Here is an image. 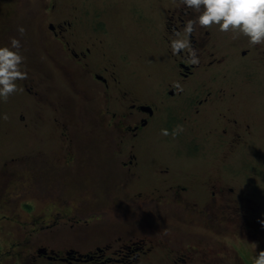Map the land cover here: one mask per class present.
Segmentation results:
<instances>
[{"label":"flooded vegetation","instance_id":"1","mask_svg":"<svg viewBox=\"0 0 264 264\" xmlns=\"http://www.w3.org/2000/svg\"><path fill=\"white\" fill-rule=\"evenodd\" d=\"M9 5L10 20L18 0ZM35 5L29 13L38 41L20 45L28 78L16 82L23 89L16 93L28 111L21 118L31 120L24 127L37 132L45 121L48 146L0 162V188L33 199L8 202L1 215L0 264L145 257L153 264H254L264 250V220L255 209L264 100L242 102L227 79L235 72L251 85L258 65L264 75V44L197 25L193 65L171 48L196 16L180 0H32L25 7ZM115 17L145 33L151 59L134 51L140 44L119 47L110 30ZM252 101L256 110L243 107ZM177 125L183 131L173 136ZM241 159L250 169L231 163ZM74 216L91 227L73 234L84 249L64 242Z\"/></svg>","mask_w":264,"mask_h":264},{"label":"rangeland","instance_id":"2","mask_svg":"<svg viewBox=\"0 0 264 264\" xmlns=\"http://www.w3.org/2000/svg\"><path fill=\"white\" fill-rule=\"evenodd\" d=\"M32 0H18L19 7L16 6V10L13 12V18L9 20L8 16L11 14V11L9 5V0H0V47L3 46H9L10 45V38L15 37L20 41V45H34L35 42L38 41L37 38H33L31 27L33 26V20H31V17L33 13H29V11H36L37 7H32V9L27 10L26 4H28ZM34 3L36 0H33ZM81 1V0H79ZM40 3V2H39ZM14 7L12 6V9ZM17 24L18 27L22 26L24 28V34L21 35L17 29L18 27L13 31L10 32L11 26ZM35 25V24H34ZM36 29V28H35ZM110 30L111 35L115 37V41L120 44L119 47H125L127 45L132 44L131 46L140 44L141 46L135 47L136 53H141L144 56L147 54L145 45H148L145 39V33L139 32V29L135 28L133 25H129L125 28L121 27L120 23L118 22V19L115 17L114 21L110 24ZM37 31V29H36ZM34 32V30H33ZM38 32V31H37ZM39 34L42 36V33L39 32ZM227 38L233 39V33L227 32ZM28 37V41L26 42V38ZM30 43V44H29ZM36 46V45H34ZM10 47V46H9ZM147 57L149 59L152 58L151 54H147ZM149 68L153 67V64L148 65ZM262 66H257V71L254 73V82L251 83V85H246L242 83V75H239L235 72L232 73V75L227 79L229 84L231 81L234 83V87L238 89L240 95L242 96V102H250L251 100H255V102L259 105H261L264 100V80H261L259 82V79H264V75L261 74ZM22 96H20L17 93L12 94L9 96L7 102H4L2 99H0V162L3 160L9 158L10 155H13L15 153L25 151H35L38 149H43L44 145L48 146L44 142L48 137V128L46 125H44V122L41 124L39 123V128L37 132H29V129L27 130V126L24 127L25 121H31L30 118L27 117L26 120L21 118V112H26L28 114V111L21 106L20 101L22 100ZM244 108L250 109V110H256L254 101L249 103L247 106L243 105ZM24 113V114H26ZM7 114L8 119H3V116ZM26 114V115H27ZM20 128H23L21 131ZM153 134V133H152ZM154 135V134H153ZM151 136L149 139V144L154 145L156 143V138L154 136ZM84 136L80 132V137L82 138ZM91 137V136H90ZM45 139V140H44ZM33 145H30V144ZM262 148H264V140L259 141L258 145L256 146V153L261 154ZM157 157H161L160 152L157 154ZM123 158L122 156H115V159ZM256 160V159H255ZM258 177H259V189H258V197L256 204V214L259 218H262L264 220V157L260 156L258 159ZM233 166L235 168H243V169H250L249 164L247 160H234L231 161ZM5 174L0 172V182L3 180L5 181ZM19 195V193H11L5 191L4 189L0 188V221H2V216L8 214L7 207L11 206L8 202H15L22 200V203L25 201L33 202V199L31 201L30 196H25L23 199H18L16 196ZM9 199V200H8ZM20 205V204H19ZM37 206V205H35ZM31 208H29L30 210ZM33 209V208H32ZM39 209V208H38ZM37 209V210H38ZM22 212H24V209H21ZM112 216V214L110 215ZM74 219L77 221L74 223ZM72 223H74L73 226H71L69 223L66 224L67 230H66V238L64 242L67 245H73L76 247H80L81 249H84L86 247V243L82 245L83 241L78 240L77 238H74V233L79 229H84L88 231L91 229L90 224H84V221L79 216H74V218L71 219ZM113 220L109 221L112 222ZM108 222V223H109ZM107 223H104L103 225L105 227ZM138 226V225H137ZM130 227V229H129ZM97 229V227H94ZM126 229L133 230L135 227L133 225L127 224ZM91 234L88 236V239H94L97 236H93ZM14 239V238H13ZM86 242V241H85ZM91 243V241H88ZM98 242V241H95ZM101 241H99L100 243ZM6 243V238H0V247ZM82 245V246H81ZM89 247V246H87ZM17 251V248L15 249L14 253ZM132 264H153L147 257L138 259L134 261Z\"/></svg>","mask_w":264,"mask_h":264},{"label":"clouds","instance_id":"3","mask_svg":"<svg viewBox=\"0 0 264 264\" xmlns=\"http://www.w3.org/2000/svg\"><path fill=\"white\" fill-rule=\"evenodd\" d=\"M180 3L196 13V16L186 22L183 37L173 40L171 48L173 54L185 51L190 64L199 63L196 49L190 43L191 34L197 25L203 29H211L216 25L220 32H232L233 39L243 35L248 38L252 47L264 44V0H180ZM17 31L21 35L24 34L22 26L18 27ZM179 35L177 33V36ZM19 49L20 41L15 37L10 38V47H0V99L4 102H7L12 94L23 90L18 88L16 82L28 78L27 72L21 67L25 58ZM175 87L181 89L179 83H176ZM3 119H8L7 114ZM182 131L183 126L177 125L171 135L175 136ZM169 134L167 129L162 130V135ZM254 264H264V250L254 257Z\"/></svg>","mask_w":264,"mask_h":264}]
</instances>
